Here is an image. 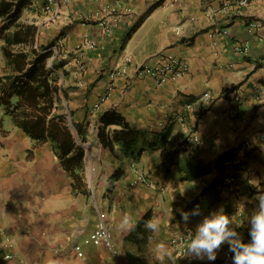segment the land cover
<instances>
[{
  "label": "crops",
  "instance_id": "obj_1",
  "mask_svg": "<svg viewBox=\"0 0 264 264\" xmlns=\"http://www.w3.org/2000/svg\"><path fill=\"white\" fill-rule=\"evenodd\" d=\"M44 1L29 0L35 18L19 27L30 33L27 43H19L24 45L19 52L32 59L34 52L54 43L46 59L49 80L58 87L48 95L55 105L50 116L62 115L75 134L76 124H84L87 138H78V144L85 154L81 163L71 165L75 149L65 156L57 141L32 137L0 105V251L11 254L0 264H159L155 257L161 244L175 264H229L224 261L227 245L218 252V263L177 259L172 238L188 228L195 231L203 216L219 213L228 215L247 241L248 217L257 204L251 180L258 174L264 183V0L229 11L221 9L227 0H130V9L120 8L121 18L110 33L93 19L116 0H76L63 4L58 14ZM92 14V22L78 19ZM251 22L258 23L253 31ZM88 36L97 45L80 55L77 47ZM3 44L13 53L12 45ZM166 52L189 63L185 76L158 84L134 73L137 64ZM14 54L7 73H18ZM117 65H127V70L112 80ZM238 90L245 100L234 122L224 113ZM206 91L214 100L204 112L187 107ZM106 112L119 120L107 126L108 132L126 124L139 131L134 144H112L109 136L103 144L99 130L105 127ZM180 112L184 120L177 116ZM3 114L13 122L9 130ZM89 145L99 146L104 155H92ZM239 146L246 149L235 150ZM240 158L247 164L234 172ZM92 159H97L94 170ZM220 163L236 175L234 185L202 194ZM135 167L143 169L151 186L135 183ZM119 168L122 174L114 178ZM253 181L256 186V177ZM256 192H264V184ZM197 205L201 215L185 223L179 210ZM125 217L135 224L131 232L122 229ZM150 219L158 222V231L144 227ZM103 222L112 233L111 245L96 237ZM8 238L12 243L6 246Z\"/></svg>",
  "mask_w": 264,
  "mask_h": 264
},
{
  "label": "trees",
  "instance_id": "obj_2",
  "mask_svg": "<svg viewBox=\"0 0 264 264\" xmlns=\"http://www.w3.org/2000/svg\"><path fill=\"white\" fill-rule=\"evenodd\" d=\"M28 0H17L12 2L9 0H0V19H6V23L0 29V37H3V32L11 27L20 17L26 6H28ZM29 28L23 31V28L15 31L13 34H7L4 36L6 44L14 45L19 43H27L29 41ZM62 35L58 38L60 39ZM51 43L49 46L45 47L44 52L35 53L32 59H28L27 54L24 52H16L15 59L13 58L14 68L18 70L14 76H5L7 80L0 77V81H3V85L0 87V105H3L5 112L11 115L12 118L20 125L29 135L38 139H45L46 137L51 138L59 143V147L62 154L67 156L76 150L73 158H69V163L71 165L81 163L84 157V148L82 145L78 144V138L85 141L87 138L86 129L84 124H76L77 134H75L71 129H69L65 124L66 119L62 115L55 114L50 116L52 108L55 106L54 101L48 96L50 92L58 90L55 84H52L49 77L52 75L51 72L46 69V59L51 54L49 49L53 46ZM49 49V50H48ZM4 52L9 58L13 53L4 47ZM25 56L20 58L19 56ZM58 67V65H54ZM48 72V73H47ZM235 86L233 87V89ZM232 90V89H231ZM14 98L16 102H13ZM31 107V108H29ZM21 115V116H20ZM201 114H199V117ZM23 117V118H19ZM105 127L100 128L99 136L103 144L107 146L105 142V137L113 141L130 142L134 144L139 135V131L133 128H129L126 124L125 128L114 129L107 131V126L116 123L119 120L115 119L113 114L106 112L102 116ZM64 125V127L61 125ZM171 132V127L165 131V136H168ZM110 145V142L108 143ZM241 146L235 148V150H240ZM236 154L230 156V160L235 159ZM247 161L237 162L233 164L234 172L244 168ZM227 166L225 163H220L217 166L218 174L212 179L208 186H206L202 192L208 193L210 191L218 192L220 189L227 186L225 179L229 175L226 173ZM122 174V169H117L113 177L119 178ZM247 228V240L248 237Z\"/></svg>",
  "mask_w": 264,
  "mask_h": 264
},
{
  "label": "built area",
  "instance_id": "obj_3",
  "mask_svg": "<svg viewBox=\"0 0 264 264\" xmlns=\"http://www.w3.org/2000/svg\"><path fill=\"white\" fill-rule=\"evenodd\" d=\"M76 0H45L44 6H47L50 8V10H55L54 13L58 14L60 12L61 6L63 4L72 3ZM130 0H116L112 3H107L106 5L102 6L97 12H96V18L93 23L99 24L101 27L105 28L107 33L112 32L113 26L112 24L117 23L121 18V12L120 8L124 7L128 10L130 9L129 6ZM250 4V0H227L223 2L221 5V9L224 11H229L231 8H241L244 6H247ZM93 14L90 17H86L84 15L79 16L78 19H81L83 21H91ZM86 21V22H87ZM92 22V21H91ZM250 30L253 31L258 27L257 22H251L250 23ZM97 45V41L93 38H90L89 36L85 38L84 42L80 44L77 47V52L82 55V53H85L87 48H94ZM236 50L247 54L248 49L241 47V45L235 46ZM128 61H131L132 58H127ZM189 63H187L183 58H181L179 55L173 54V53H164L158 56L154 60H150L148 62H145L143 64H137L134 67V73L139 77H151L155 80L156 83L162 84L163 82L167 80H178L179 78H182L185 76L189 71ZM124 69L127 70V65H117L115 69L110 72V76L112 80H114L115 76L119 71H122ZM232 100L234 101V105L230 108V110H227V112L224 113L225 115H228L231 121H234L238 119V117L241 114V106L244 103L245 95L242 92L235 91L231 95ZM259 99V98H258ZM214 100L213 93L211 91L204 92L197 100H195L192 103H188L187 107L190 108H196L199 112H204L212 103ZM177 116L184 120L185 115L183 112L178 113ZM244 122L248 120V118H243ZM196 139L200 142H204V140L199 139L196 135ZM247 145H250V143H247L244 147ZM243 146L241 147L240 151H244ZM240 158L238 162H241ZM135 183H141L146 186H151V181L148 177V175L143 171V169L135 167ZM225 182L227 186L223 187V191L227 189H231L232 186L235 183V175L233 173H230L226 179ZM194 234V231L192 229H185L177 234H175L172 238V245L175 246L177 255L181 258H186L187 256H182L185 250V246L188 243L191 235ZM96 237L100 240L105 241L106 243L111 245L112 241V233L110 231V228L108 225L103 222L100 223L98 226V229L96 231ZM12 240L8 238L5 242L6 246L11 245ZM10 258L11 254L9 253H2V250L0 251V259L2 257ZM232 253L227 251L224 255V261L226 263L231 264L232 262Z\"/></svg>",
  "mask_w": 264,
  "mask_h": 264
},
{
  "label": "clouds",
  "instance_id": "obj_4",
  "mask_svg": "<svg viewBox=\"0 0 264 264\" xmlns=\"http://www.w3.org/2000/svg\"><path fill=\"white\" fill-rule=\"evenodd\" d=\"M183 194V191H181ZM257 204L251 215L248 217L249 229L247 241L243 240L234 227L232 221L226 214H209L197 223L194 234L191 235L182 256H189L200 260L215 261L220 249L228 246L232 253V264H264V192H258L255 197ZM181 219L187 223L190 217L200 216L199 205L191 211L180 209ZM144 227L152 232L159 230L158 222L148 220ZM239 227V225H237ZM135 224L129 217H125L122 229L126 232L134 230ZM159 264L165 260L175 264L172 252L163 244L159 245L156 254ZM180 257H177V259Z\"/></svg>",
  "mask_w": 264,
  "mask_h": 264
},
{
  "label": "rangeland",
  "instance_id": "obj_5",
  "mask_svg": "<svg viewBox=\"0 0 264 264\" xmlns=\"http://www.w3.org/2000/svg\"><path fill=\"white\" fill-rule=\"evenodd\" d=\"M9 1L16 2L17 0H9ZM31 3L32 2H29L28 6H26L24 8V10H23V12L21 14V17L14 24H12L10 28H8L6 31L3 32V34H4L3 37H0V77H3L6 80H7V77L8 76H14L15 73H16V71L14 70V72H12V73H7L8 72V67H10V68H12V67L10 66L11 62H10L9 58L7 56L5 57L4 54H3V52H4V49L3 48L5 46L3 44V41L6 42L4 36L7 35V34H10V35L13 34L15 31L19 30V27H24L26 25H31L32 24L30 21L32 19L34 20V18H35V17H33V15H34V9L35 8L33 9V7L31 6ZM73 21H75V20H73ZM5 23H6V19L1 18L0 19V29H1V27ZM23 46L22 45H19V44H14V45H12V47L10 49L12 50L13 53H16V52H19L22 49ZM5 76H7V77H5ZM2 85H3V81H0V87ZM13 102H16V100L14 99ZM61 109H62V112H63L64 111L63 110V107H61ZM3 116H4V121H5L3 124L5 126V129L6 130H9L12 127V124L11 123H13V122L8 117H5L6 116L5 114H3ZM69 120H70V122H72V120H73L72 116H70V115H69ZM3 134H4V132H3ZM88 134H89L90 137H93L94 136L92 132H88ZM89 140H90V138H89ZM89 147H90V153L92 155L94 153L95 154H98L99 153V155H104L103 151H99V149H98L99 146H96V145L91 146V145H89ZM102 160H103V158H102ZM242 161H245V160L241 159V162ZM241 162H239V163H241ZM96 164H97V159H92V164L90 165V167H91L92 170H94L95 168H97V165ZM255 177H256V181L258 182L256 186L254 185L255 183L253 181V179H255ZM255 177H253L252 180H251V185L253 186V187H251V189H252V191H253L254 194H257L256 189L260 185H263L264 183L261 181V176H259L258 174H256ZM236 178L237 177L235 175V180H236ZM225 248H227L226 245L223 247V249L221 251L222 253H223V250ZM218 262L215 261L214 263H218Z\"/></svg>",
  "mask_w": 264,
  "mask_h": 264
}]
</instances>
